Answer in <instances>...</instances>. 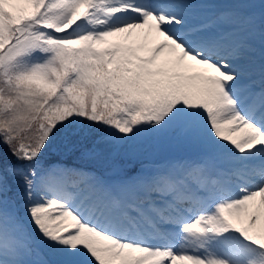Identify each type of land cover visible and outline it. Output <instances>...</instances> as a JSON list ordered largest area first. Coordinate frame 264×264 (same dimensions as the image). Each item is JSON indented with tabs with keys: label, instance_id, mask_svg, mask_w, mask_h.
I'll use <instances>...</instances> for the list:
<instances>
[{
	"label": "snow or ice",
	"instance_id": "obj_1",
	"mask_svg": "<svg viewBox=\"0 0 264 264\" xmlns=\"http://www.w3.org/2000/svg\"><path fill=\"white\" fill-rule=\"evenodd\" d=\"M255 9L0 0V264H264V0ZM141 138L196 156L114 178L45 159Z\"/></svg>",
	"mask_w": 264,
	"mask_h": 264
},
{
	"label": "trees",
	"instance_id": "obj_2",
	"mask_svg": "<svg viewBox=\"0 0 264 264\" xmlns=\"http://www.w3.org/2000/svg\"><path fill=\"white\" fill-rule=\"evenodd\" d=\"M253 3L256 5V13L259 15L260 12V4L261 0H254ZM150 138H141L138 140L140 152L131 155L128 152L130 149V144L132 142L123 144L119 147L117 152L114 155L105 154L104 158L100 162L95 161H82L77 156L69 157L67 154L62 153L56 146H53L49 152L45 155V159L51 162L54 161H61V162H68L69 165H81L88 166L95 171H104L109 170L113 175L117 176L122 173H131L134 170L140 169V161L147 159L146 157L151 154L155 148L158 151H162L164 148H167V142L162 141L158 145H154ZM178 146L187 150L185 148L189 147V145L179 142ZM128 148V149H127ZM136 148H138L136 146ZM192 150H194L192 148ZM195 151V150H194ZM164 155V154H163Z\"/></svg>",
	"mask_w": 264,
	"mask_h": 264
},
{
	"label": "rangeland",
	"instance_id": "obj_3",
	"mask_svg": "<svg viewBox=\"0 0 264 264\" xmlns=\"http://www.w3.org/2000/svg\"><path fill=\"white\" fill-rule=\"evenodd\" d=\"M218 2L224 3V2H227V0H218ZM255 11H256V9H255ZM149 46H151V43H149ZM257 48H258V42H257ZM150 141L155 146L160 143V142L153 141L152 139ZM177 142L178 141H175V140H168L167 148L169 149V151L166 148H164L162 151H158L157 148H155V150L146 157L147 159L140 161V163H139L140 167L142 168V167L150 165V164L164 163L166 161H172L171 157L176 156V155L182 157L183 149L177 147ZM131 144H130L131 148L130 149L127 148L128 152H130L131 155H134L135 153H139L140 148H139L138 140L135 142H132ZM136 146L138 148H136ZM175 148L176 149L178 148V150H175ZM103 158L104 157H102L99 160H89V161L100 162L103 160ZM194 158H195V155L185 156L184 161L194 159ZM259 163H260L259 159L257 161H255L256 165H259ZM104 172H106V171H104ZM262 223H264V222H262ZM37 251L40 253V256L42 257L43 253H44L43 247L42 246L38 247Z\"/></svg>",
	"mask_w": 264,
	"mask_h": 264
}]
</instances>
